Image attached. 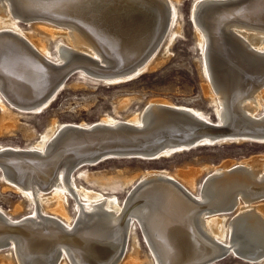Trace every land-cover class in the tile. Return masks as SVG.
I'll return each mask as SVG.
<instances>
[{
    "label": "bare ground",
    "instance_id": "6f19581e",
    "mask_svg": "<svg viewBox=\"0 0 264 264\" xmlns=\"http://www.w3.org/2000/svg\"><path fill=\"white\" fill-rule=\"evenodd\" d=\"M139 1L128 0L140 12L137 25L133 31L115 37L98 34L86 24L44 16L39 12L45 8L37 0H0V134L5 129L12 132L10 128L17 126L19 115L40 113L46 108L51 97L62 89L69 75L64 77L61 72L68 68L94 81L104 78L111 84L155 68L160 60L156 55L158 48L174 20L173 0ZM244 1L196 0L191 15L208 79L204 93L214 103L216 125L223 127L237 121L251 126L245 127L249 130L231 135H205L194 140L163 141L156 150L144 154L128 151L82 154L80 151L94 148V144L77 142L68 146L70 150L66 149L53 165L46 159L64 138L63 131L74 126L81 132H93L98 127L145 130L170 120L175 114L181 116L173 112L175 108L189 113L200 123H213L204 113L174 105L164 98L151 99L140 114L123 122L114 117L103 118L96 124L53 121L36 144L24 149L2 147L0 150L2 158H17L25 165L16 170L17 161H9L13 165L0 163L5 187L22 192L35 205L32 216L18 221L8 218L0 209V223L39 232L26 234L24 238L0 232V251L11 246L12 249H6L10 252L7 256L18 264H134L138 255L136 247L122 259L127 237L134 228L133 219L121 223L127 212L143 231L152 257L149 264H212L203 261L223 252L250 263H264V156L256 155L240 163L228 160L218 166H187L176 174L162 170L143 172L124 207L116 196L105 197L89 188H77L72 175L82 166L94 165L108 157L130 158L139 154L144 159L156 160L187 152L195 146L264 144V130L252 128L264 125V0H258L252 7H234ZM20 21L32 24V30L26 32ZM166 21L169 23L165 31ZM35 23L38 26H33ZM176 29L177 33L181 30ZM50 40L58 44L56 64L50 61L53 60ZM8 57L16 61L11 63L16 65L15 72L20 76L12 75L7 69L4 62ZM182 117L186 122L191 121ZM79 138L81 141L85 137ZM73 149L76 152L70 153ZM204 171L209 173L208 177L198 188V177ZM82 175L111 190L128 186L135 178L96 176L86 171ZM47 190L51 196H46ZM69 194L79 204V217L74 223L67 210ZM53 200L55 206L51 211L61 219L41 210L43 203L49 206ZM137 200L143 203L130 209ZM43 230L75 234L78 239L70 247L58 246L57 256L41 254L48 250L52 239L42 234ZM133 237L137 244L135 233ZM170 244L176 251L170 252ZM169 255L171 263H168ZM89 258L93 262L89 263Z\"/></svg>",
    "mask_w": 264,
    "mask_h": 264
},
{
    "label": "rangeland",
    "instance_id": "374dc122",
    "mask_svg": "<svg viewBox=\"0 0 264 264\" xmlns=\"http://www.w3.org/2000/svg\"><path fill=\"white\" fill-rule=\"evenodd\" d=\"M195 1L173 0L174 20L165 36H163L160 48H158L156 55L157 59L159 58L160 60L155 68L143 70L114 84L105 81L104 78L94 81L89 77L77 74V71H72L64 81L62 89L51 97L50 103L46 108L40 113L19 115L17 126L10 128L12 132L8 133L5 129L0 134V150L2 147L24 149L36 144L53 121L62 124H96L103 118L114 117L123 122L140 114L152 101L151 99L164 98V100H168L174 105L196 109L204 113L213 124H217L218 116L215 112L214 103L204 93V87L208 84V79L204 68L203 52L199 46L196 26L191 15ZM20 23L26 32L32 30V24L24 21H20ZM166 23L165 31L169 21H166ZM38 24L35 23L33 26H38ZM178 27L181 30L177 33L176 28ZM48 45L51 53L50 58L53 59L50 61L56 64L58 44L55 40H50ZM256 155L264 156V144L235 142L195 146L187 150V152L186 150L181 151L167 158L163 157L156 160L134 157L128 159L118 157L105 158L99 160L101 162L98 161V164L82 166L75 170L76 172L74 171L72 175L77 188H89L105 197L116 196L119 203L123 204L124 207L129 197L128 194L138 185L140 182L138 176L143 172L162 170L170 174H176L181 169H187V166L188 168L193 166L199 168L205 165L218 166L228 160L240 163ZM85 171L96 176L103 174L119 178H135L128 186L111 190L108 187L101 186L93 179L91 181L86 180L82 175ZM208 174L206 171L200 174L197 180L198 188L207 179ZM51 195L52 193L47 190L46 196ZM79 200L84 202L83 198ZM78 205L76 198L69 194L67 210L72 217L71 222L73 223L76 217H79L77 215ZM47 206L43 203L41 210H43L44 214L53 215L61 219L58 213L51 211V208L55 206L54 200ZM16 207H19L17 211H15ZM0 209L13 221H18L25 217L28 218L35 211L33 202L25 197L22 192L5 187L1 172ZM130 219H133L134 228L131 234L128 235L129 237H127L122 259L126 258L136 247L135 252L138 255L134 264H149L152 257L142 234L143 231L134 223L135 219L129 215L127 220ZM134 233L137 236V244H134ZM6 249H12V247L9 246ZM6 249L0 251V264H18L17 261L9 259L10 257L7 255L10 252ZM212 264L264 263H250L231 253Z\"/></svg>",
    "mask_w": 264,
    "mask_h": 264
},
{
    "label": "water",
    "instance_id": "95a60500",
    "mask_svg": "<svg viewBox=\"0 0 264 264\" xmlns=\"http://www.w3.org/2000/svg\"><path fill=\"white\" fill-rule=\"evenodd\" d=\"M130 1V0H129ZM138 3L139 0H136ZM39 6L44 7L45 9L41 10L39 12L40 14L44 16L51 17L53 19L58 20H67L74 23H77L81 26H87L90 27L91 30L95 31L98 34H106L109 36H115L123 35V33H127V31H133L132 29L137 25V21L140 18L139 13L135 9V7L132 6V3H129L128 0H37ZM258 0H245L244 2L238 3L240 6H234L239 8H245V7H252L254 3H257ZM148 3H146L147 5ZM150 5V4H148ZM237 5V4H235ZM228 7V6H226ZM261 10V9H260ZM38 13V14H39ZM8 60V61H7ZM7 60L4 62L5 65L7 64V69L10 70V73L12 75H15L16 77L20 76V73L15 72L16 61H13L12 57H8ZM13 61L14 64L11 63ZM2 63V64H4ZM10 64V65H9ZM12 64V65H11ZM120 66V65H119ZM132 66L129 67L132 68ZM56 72V71H55ZM72 72V68L66 69L64 72H61V74L65 75ZM247 77H249L247 75ZM244 78V79H247ZM175 113L181 114V116L175 114L173 118L170 120H164L163 122H160L158 125L150 126L149 128L145 130H131V128H118V129H106L103 127L95 128L93 132H85L82 131L79 128H75L77 126L71 127L63 131V139L57 146L56 150L53 152L51 156H49L46 160L50 159L49 162L51 164H56L60 160V156L63 152H66L65 150L68 148V146H73V143L77 142H83L88 145L94 144L92 147L94 148H86L83 151H80L82 154H86L88 152H92V154L96 155H106L108 153H115V152H121V151H128L133 153H148L152 150H156L158 146L163 144V141H179L176 139L179 138H191L194 140L195 138L205 136V135H215L219 136L222 134L231 135V134H237L241 133V131L245 130L248 131L249 127L251 126H245L238 124V122H233L227 126H217L216 124L212 125L210 124H204L200 123V121H197L194 117H191L189 113H185L182 110H177L175 108ZM187 117V120H191L189 122H186L184 117ZM183 119V121H182ZM248 127V128H245ZM255 130H264V125L255 126L252 127ZM79 135V136H78ZM76 136V137H75ZM85 137L83 140L80 141L79 137ZM70 149H67V151ZM76 151L71 150L70 153H74ZM139 154H133L134 158H142L137 156ZM0 156V163L1 164H9V161L13 162H19V165H15L17 167L16 170H19L18 167L25 168V165H22L20 161H18L17 158L12 157H5ZM86 159H88L87 155L84 156ZM111 158V157H108ZM106 158V159H108ZM123 158H129V157H123ZM28 158H26V161ZM94 160V159H92ZM97 161V160H94ZM29 162V161H28ZM101 162V161H99ZM98 162V163H99ZM96 163V164H98ZM15 167V168H16ZM28 167V166H27ZM39 178V177H38ZM39 180H41L39 178ZM42 181V180H41ZM143 203L141 200L135 201L131 207L137 206L139 204ZM128 213L126 212L125 216L122 219V225L125 224L127 221ZM149 220V219H148ZM149 222V221H148ZM26 227L22 228V226L19 225H10L8 223H0V232L3 234H9V235H18L22 238L26 236V234H33V233H39L38 231H30ZM162 231V237L165 234L164 228ZM45 235L51 236V242L48 250H43L40 253L41 254H47V255H55L58 254V246L66 244L69 247L71 246V243L78 239L77 235H65L63 233H55L51 230H43ZM4 234V235H5ZM152 237V235L150 234ZM153 238V237H152ZM123 247V246H122ZM122 249V248H121ZM176 251V249L173 247L172 244H170V252ZM227 256L226 252H223L222 254H219L215 257H209L208 259L204 260L214 262L216 260H220L221 258H224ZM170 262V255L168 256ZM90 259V258H89ZM84 261V260H83ZM85 262V261H84ZM93 262L92 258L89 260V263ZM171 263V262H170ZM202 264V263H201Z\"/></svg>",
    "mask_w": 264,
    "mask_h": 264
}]
</instances>
